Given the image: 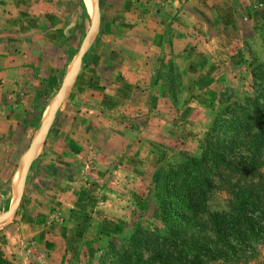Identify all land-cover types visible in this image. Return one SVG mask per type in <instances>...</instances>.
<instances>
[{
    "label": "crops",
    "instance_id": "1",
    "mask_svg": "<svg viewBox=\"0 0 264 264\" xmlns=\"http://www.w3.org/2000/svg\"><path fill=\"white\" fill-rule=\"evenodd\" d=\"M232 1L235 3V0H107L108 5L98 14V26L110 30L105 40L113 46L100 56L104 72L93 73L88 84L79 85V90L87 93L86 106L83 110L77 107L79 113L61 120L65 130L63 127L57 139L62 136L61 140H70L77 151L68 152L60 141L59 147L52 151L58 162L55 165L62 168L75 163L86 144L96 153L93 167L99 162L100 168L115 173V178L130 175L137 163L146 164V155L139 158L129 145L132 141L156 137L155 130H148L150 134H147L146 125L167 111L161 87L163 67L156 63L162 58L163 28L169 29V54L189 60L212 55L217 46L212 27H219V36L228 47L238 46L250 28L248 37L254 42L253 28L264 25V12L258 9L264 7V0H236L235 7ZM71 3L73 0H0V155L3 158L16 155L17 160V155L23 152L32 135L29 133L32 127L29 129L24 119L31 118L35 92L49 85L46 76L54 75L56 70L58 74L61 72L58 65L64 58L61 49L66 40L65 29L73 27L65 20L66 8ZM146 35L148 38L143 39ZM94 56L96 53H91L87 59ZM88 69L79 72L80 77H86ZM186 72L190 78L193 71L189 64L179 70L181 85L185 87L190 81L185 77ZM122 114L141 117L144 121L140 127L131 128L125 123H135L137 119H125ZM112 117L119 123L115 131L99 129V124ZM151 167L148 165L147 171ZM71 186L64 179L49 183L44 191L52 194L49 197L43 192L22 196L20 208L0 224V264H84L82 240H91L101 231L108 232L109 218L100 217L91 206L95 200L91 199L93 193L83 194ZM10 188L8 207L15 198V189ZM79 202L87 205V210L80 209ZM94 203L96 208L101 205L99 199ZM51 207L59 210L46 213ZM55 214L60 215V222L49 223ZM12 215L13 221L4 222Z\"/></svg>",
    "mask_w": 264,
    "mask_h": 264
},
{
    "label": "rangeland",
    "instance_id": "2",
    "mask_svg": "<svg viewBox=\"0 0 264 264\" xmlns=\"http://www.w3.org/2000/svg\"><path fill=\"white\" fill-rule=\"evenodd\" d=\"M158 1L160 0H156V2ZM73 2L71 3L72 5L66 8L67 15L65 20L71 22L73 27L67 26L65 29L67 33L64 35L66 38L63 44L64 51L61 49L64 53V58L61 65H58V69L61 67V72L58 74V70H56L54 75L50 74L45 77L50 79L48 81L49 85L44 86V89L39 93L37 92L36 94L35 92L36 101L30 110L33 111L30 113L31 118L25 116L24 119V122L29 125V129L32 127V131H29L32 135L27 140L23 152L17 155V160L16 155L6 156L5 158L0 155V195L3 196H0V212H4L8 207L6 206L8 205L7 200L11 199L10 186L15 189L16 193V185L18 180H20V169L23 164V155L31 145L33 138L38 135L39 131H42V126L48 114L50 116L48 112H51V110L49 111L48 109L51 104L55 103L56 105L47 130L43 132L29 159L26 163L24 162L20 199L17 201L14 210L18 206L20 208L21 204H23L22 196H29L32 192H43L44 196L49 197L52 195L51 193L48 192L49 195L44 193V191L48 190L49 183L55 184L58 181L66 179V181L69 180L74 190H79L78 192H82L83 194H87V192L93 193L91 199L95 200H92L91 206H94L95 211H98L97 213L100 217L109 218L107 230L109 229L108 233L111 234L115 233L117 229L129 227L137 221L150 220V217L155 212L154 200L152 198V169L160 164H172L175 162L179 152L197 155L198 142L204 137L203 135L206 133L214 113L217 112L216 114H218L221 112V106L217 104L219 103V99H222L223 95L225 98L229 97L230 100H233L234 97L240 99L241 96L249 94L247 92L248 76L246 72L258 63L264 64V43L262 42L264 40V25L253 28L252 31L255 36L252 39H254V42L248 37V33H251L250 28L246 29L247 33L241 37V43L238 46L231 45V47L230 44L228 47V44L222 42L221 35L219 36L218 33L220 31L219 27H212L216 32L215 40H217V46L211 53L212 55L207 58H196L193 60L191 58L190 60L182 58L181 55L173 56L169 54V29L163 28L162 43L160 45L162 58L156 60L157 65H162L165 68L170 64L173 67H177L178 70H182L183 68L186 69L189 64V69L193 71L191 79L189 78L188 71L185 73V77L189 78L190 81L188 80L189 83L186 87L182 86L180 81V88L177 85V79L172 84H169L171 91L168 96L177 105V109L174 110L165 102L167 111L159 113L160 116L158 115L156 121L149 126L145 124L147 134H150L148 130H151V132L155 130V133L152 134L156 137L138 140L140 142L136 141L133 143L132 141L129 145L133 146V150L131 151H137L139 158H142V155H146V164L137 163L136 168L131 171L130 175H120V178H115V173L113 175L106 170L103 171L99 166V162L95 164L97 168L93 167L96 153L90 144H86L84 151L82 149L83 153L76 158V164H67L62 168L55 165L58 162H56V157L52 153L54 149L59 147L60 141H63L68 152L77 151V147L70 140H61L62 136L57 139L58 133H61L63 127L65 130V123L61 122V120L79 113L76 110L77 107L83 110L86 106L87 93L79 90V85L88 84L90 82L88 78L93 73L104 72V68L101 66L104 64L102 55L108 53L109 48L113 46V44H109L105 40V37L109 36L108 32L110 30H101L98 26V14L105 7L107 0H73ZM92 2L95 5V12L93 13V20L95 21L93 26L90 24ZM235 3L232 1L233 7H235ZM258 9L261 10L260 12H264V7ZM252 10L254 11L255 9ZM69 29H72V31L70 30L69 32ZM119 29L121 30L123 27L121 26ZM147 38L148 35L143 37V39ZM56 47L58 49V45ZM151 47L155 48V45ZM153 48L151 49L154 50ZM91 53H96V56H94V59L88 60L87 57ZM63 61H65L64 67L66 69L62 66ZM178 61L181 62L179 63ZM84 69H88L85 72L86 77H80L82 73L79 72H84ZM173 73L171 74L173 75ZM65 76V89L60 94L59 99H56ZM96 76L95 81L97 82ZM95 85L97 84L95 83ZM122 115L125 119L131 121L132 119H137L135 123L124 122L125 126L128 124L131 125V128L134 126L140 127L144 121L140 119L141 117H131L130 114ZM117 120L112 117V119H109L102 125L99 124V129L116 130L119 125ZM104 126L107 127L104 128ZM113 144L115 143L113 142L111 145ZM148 165L152 167L147 171ZM6 193L8 194V198L4 196ZM226 198L227 194L224 192L215 191L208 204L210 208L222 206ZM97 199L101 203L99 208H96L94 203ZM77 204L80 205V209L87 210L88 206L84 205L83 202L82 204L81 202ZM53 206L57 207L56 204ZM54 207L48 208L46 213H50V210L53 212L59 210ZM13 216H10L4 222L9 223L13 221ZM59 216L58 214L51 215L49 223L58 224L60 222ZM118 216L120 217L117 218ZM91 240L94 239L92 238ZM111 242L116 246L115 242L112 240ZM94 244L92 242L89 243V240H82L80 248H82L81 253L84 264H97L95 259L98 253L94 252ZM246 264H264V247L253 260Z\"/></svg>",
    "mask_w": 264,
    "mask_h": 264
},
{
    "label": "trees",
    "instance_id": "3",
    "mask_svg": "<svg viewBox=\"0 0 264 264\" xmlns=\"http://www.w3.org/2000/svg\"><path fill=\"white\" fill-rule=\"evenodd\" d=\"M246 74L249 94L219 99L221 112L214 113L198 142V154L179 152L172 164L152 169L150 220L111 234L101 231L89 240L97 264H246L259 254L264 247V64ZM175 79L181 88L177 67L163 68L162 95L174 110L168 94ZM215 191L227 198L210 208Z\"/></svg>",
    "mask_w": 264,
    "mask_h": 264
},
{
    "label": "water",
    "instance_id": "4",
    "mask_svg": "<svg viewBox=\"0 0 264 264\" xmlns=\"http://www.w3.org/2000/svg\"><path fill=\"white\" fill-rule=\"evenodd\" d=\"M92 6H93L92 7V16H91V19H90L91 26L94 25V21H95V20H93V13L95 12V8H94L95 5H94L93 2H92ZM65 83H66V76L64 78V82H63L61 88L58 91L56 99H59L60 94L64 91ZM55 105H56L55 103L51 104L50 108L48 109L49 111L51 110V112H48V113H50V116L48 114L47 119H46L44 125L42 126V128H43L42 131H39L38 135L33 138V141L31 142V145L29 146V148L26 150V152L23 155V159H22L23 160V164L21 166L20 175H19L20 176V180H18L17 185H16L17 191L15 193L14 201H12L11 205L6 209V211H4L3 213L0 214V223H1V221H3L5 219V217L7 215L12 213V211L14 210V208H15V206L17 204V201H19V199H20V191H21L22 183H23V170H24L25 163L29 159V156L31 155V152L33 151L35 145H37V143L39 142L40 137H42L43 132H45L47 130V127L49 125L53 109L55 108Z\"/></svg>",
    "mask_w": 264,
    "mask_h": 264
}]
</instances>
